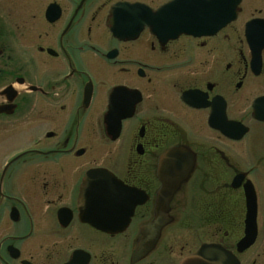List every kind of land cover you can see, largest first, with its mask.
Returning a JSON list of instances; mask_svg holds the SVG:
<instances>
[{
    "label": "flooded vegetation",
    "instance_id": "1",
    "mask_svg": "<svg viewBox=\"0 0 264 264\" xmlns=\"http://www.w3.org/2000/svg\"><path fill=\"white\" fill-rule=\"evenodd\" d=\"M1 140L0 264H258L264 0H0Z\"/></svg>",
    "mask_w": 264,
    "mask_h": 264
},
{
    "label": "water",
    "instance_id": "2",
    "mask_svg": "<svg viewBox=\"0 0 264 264\" xmlns=\"http://www.w3.org/2000/svg\"><path fill=\"white\" fill-rule=\"evenodd\" d=\"M110 175L106 170H94L87 174L90 178L92 175ZM134 210V207L131 209ZM130 212L129 215H131ZM104 216V214H102ZM255 213L249 211L247 214V229L245 238L239 243V251L249 248L255 241L256 226H255ZM182 264H240L237 257L228 250L222 249L217 245L204 244L196 253L187 257Z\"/></svg>",
    "mask_w": 264,
    "mask_h": 264
},
{
    "label": "rangeland",
    "instance_id": "3",
    "mask_svg": "<svg viewBox=\"0 0 264 264\" xmlns=\"http://www.w3.org/2000/svg\"><path fill=\"white\" fill-rule=\"evenodd\" d=\"M9 143H10L9 141H6V142L4 140L0 141V152H2V153H0V155H2L5 152V150L9 147ZM218 200H219V198H218ZM182 233H185V231H182ZM258 260H259L258 264H264V256H262ZM252 261H253V259H252ZM251 262H250V264H251Z\"/></svg>",
    "mask_w": 264,
    "mask_h": 264
}]
</instances>
